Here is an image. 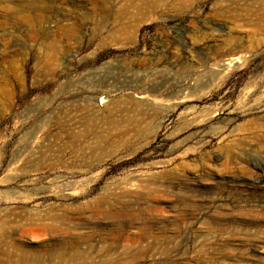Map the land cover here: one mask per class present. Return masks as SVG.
<instances>
[{"label":"rangeland","instance_id":"rangeland-1","mask_svg":"<svg viewBox=\"0 0 264 264\" xmlns=\"http://www.w3.org/2000/svg\"><path fill=\"white\" fill-rule=\"evenodd\" d=\"M191 1L0 0V264H229L264 239V23L227 18L264 0Z\"/></svg>","mask_w":264,"mask_h":264},{"label":"bare ground","instance_id":"bare-ground-1","mask_svg":"<svg viewBox=\"0 0 264 264\" xmlns=\"http://www.w3.org/2000/svg\"><path fill=\"white\" fill-rule=\"evenodd\" d=\"M90 1H91V4L95 3V4H100V5H103V6H105L107 4L114 5V4L118 3V4H120V6H123L124 8H128V7H144V6H161V5H165V4L167 5L168 3L169 4H174V5H188V4H190L192 2L191 0H171L172 1L171 3H170V1L167 3V1H165V0H118V1H112V0H90ZM86 3H87V1H86ZM227 18L229 20H231V21H234V22L243 21L244 23H249V24L256 25L257 28L255 27V30L253 29L254 31H252L251 34L254 32L255 33L254 35H257L258 34L257 30H259L258 26L259 25L261 26V25H263L261 23H264V12L262 14L261 13L260 14L249 13V14H246V15L231 14ZM249 24H246V25H249ZM132 28H134V27H132ZM129 29L130 28H125L124 27V28H122L121 31H122V34H125L126 37L131 38V34L132 33L130 34V32H129L130 30ZM259 33L261 34V31H259ZM237 61H238V57H231V58L226 59V60L224 59V61H222L218 65V67L220 68V71L223 72V71H226L235 62L237 63ZM142 121H143V118H142ZM137 122L135 121V123H137ZM133 123H134V121H133ZM125 131H126V129H125ZM236 242H238V241H236ZM263 248H264V239L259 237L256 240L255 244L253 245V248L251 249V251L248 254H242L243 252L240 255L232 254V255L229 256V258H225V259L228 260L229 264H234V263H236V264H257L258 262L255 263L254 260L249 259V257H253L254 255H251V254H256V252L258 253V251L262 250ZM53 254L57 255L62 261L68 260V261L73 262L74 264H83L82 260L85 257V254L81 253L80 251L72 250V249L63 250L62 248H56V250L54 251ZM23 257H17V259L13 260L14 264H31L30 262L28 263L27 261H25Z\"/></svg>","mask_w":264,"mask_h":264}]
</instances>
